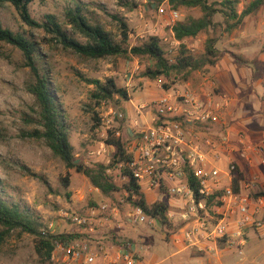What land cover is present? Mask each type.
I'll return each mask as SVG.
<instances>
[{
	"label": "rangeland",
	"instance_id": "1",
	"mask_svg": "<svg viewBox=\"0 0 264 264\" xmlns=\"http://www.w3.org/2000/svg\"><path fill=\"white\" fill-rule=\"evenodd\" d=\"M238 1L237 10L241 11L251 0ZM76 2L82 5L83 13L90 23L100 24L116 41L121 37L119 22L113 18L115 16L128 25L130 45H136L148 36H157L170 54L168 56L170 62L173 60L171 55L179 45L173 39L171 26L186 15L193 17L201 15L199 8H182L175 18L174 12L166 3L156 8L147 0H32L28 9L31 18L41 24L45 23V15H54L70 37L85 42V38L74 30L65 16V9ZM131 2L136 3L137 7H131ZM254 17L258 15L248 18L249 22L245 23L243 28L249 35L248 39L260 33L264 40V30L259 31V28H256L257 22ZM260 17L264 19V7ZM214 19L221 21L219 15ZM0 20L4 27L24 34L36 44L37 63L42 65L46 72L50 91L56 99L63 123L67 127L76 161L87 167H93L100 161L107 163L112 150H107V154L101 160H98V157H90L89 152L99 150L106 139V131L118 125L116 119L107 122L112 118L108 112L109 108L121 110L114 101L97 102L93 99L95 87L87 80L94 79L104 83L108 79H113L117 87L126 90L129 100L121 103L125 121L120 123V132L124 134L130 116L137 115V107L143 105V113H146L151 110L152 101L161 97L165 80L153 82L142 76L145 63L148 61L137 58L125 60L119 57L93 59L65 49L43 27H30L22 22L10 4L0 7ZM239 32L235 30L227 35L222 28L217 31L216 47L221 51V57L225 56L231 61L227 51L238 52L236 40L240 39L237 35ZM205 37V34H200L195 38L186 39L184 43L192 53L197 54L203 49ZM256 38L254 39L258 40L259 37ZM261 45L263 44L251 45L256 51L252 55L261 49ZM216 67L209 70L206 75L200 76L196 73L188 81H176L172 86L192 89L191 87L194 88L202 82H212L217 79ZM30 77V70L25 66L21 51L10 44L0 42V196L8 202L18 203L42 226L52 222L56 225L57 233L81 236L70 223L60 220V211L78 212L88 205L90 199L95 202L106 199L98 189L91 186L85 176L74 170H67L64 163L52 154L43 140L30 136L34 129H39L35 101L26 89ZM95 118L99 119L97 127ZM67 174L70 184L65 187L62 180ZM112 180L115 184L121 185L117 174H112ZM122 194L115 193L112 201H106L115 204ZM156 201L160 200L147 198L149 203ZM119 209L123 213V207ZM157 226L156 231L149 228H144V231L153 237L148 244L162 242V245L158 246V249L146 244L148 246L141 252L144 258L150 259L154 255L162 256L168 252L171 242L170 235H166L168 229L163 228L160 222ZM2 230L0 226V232ZM137 230V236L141 235L143 230ZM177 230L176 227L174 231H169L173 234ZM115 233L107 232L104 236L105 241L118 239ZM124 240L120 237L117 242L124 244ZM165 243L169 246L163 245ZM60 257L56 254L53 261L62 264L57 260ZM0 264H38L34 251V237L19 230L5 235L0 240Z\"/></svg>",
	"mask_w": 264,
	"mask_h": 264
},
{
	"label": "trees",
	"instance_id": "2",
	"mask_svg": "<svg viewBox=\"0 0 264 264\" xmlns=\"http://www.w3.org/2000/svg\"><path fill=\"white\" fill-rule=\"evenodd\" d=\"M148 3L158 8L166 3L173 12H178L182 8H199L201 15L193 17L186 15L180 20L174 22L171 26L173 39L179 43L178 49L171 55L172 62L169 61V55L166 48L162 45L161 39L151 35L138 42L136 45L129 43V27L118 17H113L119 22L120 37L116 41L112 34L106 31L100 24L90 23L87 16L83 13V7L79 3H75L71 7L65 9V16L68 23L79 34L85 38V42H80L70 37L63 29L56 17L52 14L45 15V23L41 24L31 18L28 6L32 0H0V7L10 4L17 11L20 19L30 27H43L48 33L52 34L54 39L62 44L65 49L79 54L81 56L93 59L105 57H119L125 60L137 58L145 63L142 76L150 81H162L163 90L167 91L174 88L172 85L177 82H186L193 78L196 73L200 76L206 75L209 70L215 68L220 61L221 51L216 47L218 41L217 31L220 28L230 35L237 30L244 18L255 16L261 8L264 7V0H251L240 12L237 10L238 0H147ZM125 6L128 4H124ZM135 8L137 4L130 3ZM219 15L221 21H215V16ZM200 34H205L203 49L201 52L192 53L185 45L184 41L189 38H195ZM0 42H5L19 49L22 53L25 66L31 73V79L26 83L27 91L33 96L36 106L37 123L39 129H34L30 136L35 139L43 140L45 145L50 149L52 154L58 157L67 170H74L78 174L85 176L91 186L99 190L102 196L112 201L115 193L127 191L129 200L131 196L137 199L131 202L134 206H139L148 216L156 218L163 228L168 229L167 235L170 234L169 227L172 225L167 217L168 201L167 197L163 200L153 203L147 202L144 194L140 191V186L132 175L127 164L131 161L132 154L127 150L126 133L120 132L114 126L108 129L107 137L104 141L106 146L112 147V153L107 163L102 161L96 163L93 167H87L76 161L73 153V146L70 143L68 130L63 123L60 110L56 99L51 93L49 82L44 67L37 63V47L36 44L26 37L24 34L14 32L4 27L0 20ZM232 59L245 65L247 62L237 53H230ZM252 62V61H249ZM254 66L255 78L258 71L264 68V63L252 62ZM261 68V69H260ZM256 72V73H255ZM89 84L94 85L95 89L92 98L99 101H114L118 108L123 111L122 102L129 100L128 94L124 88L116 86L113 79H108L104 83L98 80L89 79ZM99 104V103H98ZM152 112L154 110L152 109ZM98 126L99 119H94ZM166 120H157L153 124L160 125ZM125 118L121 121L124 123ZM94 127V128H95ZM120 127V126H119ZM194 130L206 133L215 139H220L223 127L211 122L200 123L194 126ZM119 131V135L115 133ZM122 164L120 169L117 166ZM112 169V173L108 174L107 170ZM187 183L193 192L196 201L203 198L200 197L199 181L193 175L192 170L185 165ZM237 172V171H236ZM120 174L127 178L125 184L117 185L112 180V174ZM241 174L233 179V188L239 192V180ZM65 187L70 184L69 174L62 180ZM162 191L167 189L162 187ZM221 194V190L213 193L206 198V208L212 205H218L216 196ZM69 196V194L67 195ZM98 203L93 199L88 201V205L80 209L78 213L83 214L88 208L96 207ZM0 226L3 228L0 232V240L9 232L19 230L23 233L34 237V251L37 256L38 264H57L52 260L55 241H69L78 236L65 233H45L43 234L38 223L26 210L22 209L18 203L8 202L0 196Z\"/></svg>",
	"mask_w": 264,
	"mask_h": 264
},
{
	"label": "built area",
	"instance_id": "3",
	"mask_svg": "<svg viewBox=\"0 0 264 264\" xmlns=\"http://www.w3.org/2000/svg\"><path fill=\"white\" fill-rule=\"evenodd\" d=\"M173 15L175 18L178 16L177 12ZM162 92L161 97L152 101L151 110L147 115L143 113V105L137 107V119L131 120L125 130L127 150L132 154L127 166L139 184L140 191H153L158 194L159 200L167 197V200L177 198L185 201L181 218H192L198 223L196 227L184 232V239L190 244L199 242L198 236L215 243L225 241L228 220L232 217L238 236L246 227H259L260 221L254 218L256 210H249V196L236 192L233 188L236 166L229 162L224 169H220L214 163L222 161L223 154L219 150L226 144V140L222 136L215 139L204 132L194 130V126L200 123L218 124L221 105L209 92L175 87ZM108 112L112 118L107 122L116 119L118 125L114 127L119 129L125 114L112 108H109ZM170 118L174 120H166L156 126L153 124L157 120ZM115 134L119 135V131ZM105 136L107 137V133ZM238 143L243 144L241 137ZM109 149L112 150V147L103 142L101 148L89 152V156L101 160ZM248 152L262 153L264 147L245 146L240 151V156L247 162L250 160ZM185 165L199 181L198 193L203 198L199 201L195 200L188 186ZM121 166L122 164H119L117 169ZM107 173L111 174L112 169H108ZM119 178L121 183L127 182L125 176L120 174ZM162 187L167 191H162ZM247 187L248 185L245 186ZM220 190L221 194L215 199L219 204L206 208V198ZM122 193L117 203H100L96 207L88 208L83 214L76 211H60V220L70 223L81 236L69 241H55L52 260L57 254L61 256L57 260L62 264H139V258L130 242L116 245L105 241V234L111 230L107 223L114 218L121 206L125 219L133 225L153 227L159 221L148 216L139 206L131 204L137 199L134 195L129 200V193L124 190ZM212 207H215L214 210ZM203 211L210 214L205 216L208 223L198 222ZM167 217L172 218L168 210ZM116 227L120 228L121 225L118 223ZM55 228L56 225L50 222L44 225L41 231L43 234L57 233Z\"/></svg>",
	"mask_w": 264,
	"mask_h": 264
},
{
	"label": "crops",
	"instance_id": "4",
	"mask_svg": "<svg viewBox=\"0 0 264 264\" xmlns=\"http://www.w3.org/2000/svg\"><path fill=\"white\" fill-rule=\"evenodd\" d=\"M261 12L262 8L255 15L258 17H254L257 22L255 26L259 28V31L264 30V19L260 17ZM248 18L250 17L244 18L236 30V32L240 31L237 34L240 39L236 40L238 42L236 44L237 54L245 61L247 60V64L241 65L235 62L230 56L233 51H227L231 61L225 56L220 58V63L216 67L217 79L212 82H202L191 88L193 91L211 93L214 100L221 105L220 119L217 125L223 127L222 137L226 140V144L219 150L223 154L222 161L214 163L220 169H224L229 162L236 166V174L242 176L239 180V192L249 196V210L251 212L256 210L254 218L260 221V226L246 227L238 236L234 217H232L228 220V234L225 241L215 243L198 236L199 242L190 244L185 241L184 232L196 227L198 223L192 218L183 220L181 215L184 213L185 201L171 198L167 200L168 213L172 215V218H169L172 224L169 230L174 231L176 227L178 230L169 234L170 246L166 243L163 244L169 246L165 255H154L147 259L141 254L146 248L145 246L149 245L159 249L158 246H161L162 242L148 244L151 243L153 237L144 231V228L156 231L157 224L153 227L133 225L125 219L124 213L119 210L114 218H111L107 223L110 231L116 232L118 239L116 238L114 241L110 239L108 243L119 245L120 242L117 241L120 237L125 239V242H130L133 251L139 258V264H264V152L258 154L248 152L249 162L240 156V151L245 146L264 147V68H260L261 71L257 73L259 77L255 78L253 76L255 69L251 64L252 62L264 63V40L260 33L248 39L249 35L243 28L245 23L249 22ZM256 36L259 37L258 40L254 39ZM253 44H263L255 55H252L256 52L251 47ZM145 114L147 115V112ZM132 116H130V121L137 119V115ZM240 137L243 139V144L238 143ZM246 185H248L247 188H245ZM142 193L146 199L153 197V199L159 200L158 194L153 191L144 190ZM104 202L107 201L102 199L97 203ZM214 208L211 209L214 210ZM207 214L210 215L207 211H203L198 222L208 223L206 221L208 219L205 217ZM118 223L121 225L120 228L116 227ZM137 229L143 230L141 235L137 236ZM162 251L165 252V250Z\"/></svg>",
	"mask_w": 264,
	"mask_h": 264
}]
</instances>
